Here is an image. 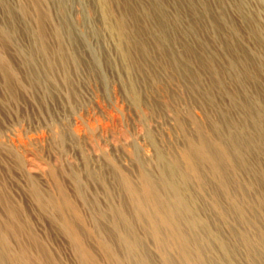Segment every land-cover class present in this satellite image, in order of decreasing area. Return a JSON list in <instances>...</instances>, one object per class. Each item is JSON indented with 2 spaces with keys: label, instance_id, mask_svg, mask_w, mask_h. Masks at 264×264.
<instances>
[{
  "label": "rangeland",
  "instance_id": "obj_1",
  "mask_svg": "<svg viewBox=\"0 0 264 264\" xmlns=\"http://www.w3.org/2000/svg\"><path fill=\"white\" fill-rule=\"evenodd\" d=\"M38 1L0 0V263L264 264V0Z\"/></svg>",
  "mask_w": 264,
  "mask_h": 264
},
{
  "label": "bare ground",
  "instance_id": "obj_2",
  "mask_svg": "<svg viewBox=\"0 0 264 264\" xmlns=\"http://www.w3.org/2000/svg\"><path fill=\"white\" fill-rule=\"evenodd\" d=\"M33 2H34V5L36 4L37 5V3L39 2L38 0H32ZM27 11H28V9L25 7L24 9H23V14H25V15H27ZM40 12H42V11H40ZM42 13H39L38 12V14H37V16H38V22H40L41 21V17H42V15H41ZM45 16V15H44ZM39 31V30H38ZM43 32V31H42ZM41 32V33H42ZM42 35H44L43 33L41 34V37H42ZM59 35V34H58ZM41 39V38H40ZM42 42V41H41ZM41 48L43 49V50H45V46H44V44L43 43H41ZM61 55V54H60ZM4 56V55H3ZM27 56V55H26ZM24 61H25V59H24ZM27 62V61H26ZM28 63V62H27ZM0 68H2L1 70L2 71H9L10 70V63L7 61V60H3V58H2V56H1V47H0ZM13 70H14V68H13ZM1 71V72H2ZM4 71V72H5ZM3 72V73H4ZM12 73V72H11ZM14 73V72H13ZM6 76H7V74H6ZM10 76H12V75H10ZM9 78H11V77H9ZM9 82H10V80H9ZM10 85V84H9ZM137 104H138V102H137ZM200 127V126H199ZM202 128V127H201ZM206 134V133H205ZM198 136H199V134H198ZM206 137V136H205ZM200 138V137H199ZM198 138V139H199ZM209 139V138H208ZM211 140V139H210ZM209 140V141H210ZM214 140V139H213ZM199 141V140H198ZM191 142V141H190ZM210 142H212V141H210ZM214 143V142H213ZM216 143V142H215ZM217 144H218V142H217ZM220 144V143H219ZM207 142L206 143H201L199 146L198 145H195V144H192L191 145V152H189V153H192V152H196V153H198L200 156H201V158H203V159H206V160H210V159H212V157L210 158V157H207L205 154H206V151H207ZM211 145V144H210ZM189 147H190V145H189ZM212 147V146H211ZM221 147V146H220ZM188 148V147H187ZM186 148V149H187ZM221 148H223V147H221ZM220 148V149H221ZM216 149V148H215ZM189 150V149H188ZM210 150V149H209ZM217 150V149H216ZM187 151V150H186ZM212 152V151H211ZM220 152V151H219ZM189 153H187L186 154V158H187V160L189 159ZM218 153V152H217ZM161 154V153H160ZM215 155V154H214ZM220 155V154H219ZM223 155V154H222ZM221 155V156H222ZM226 155H228V154H226ZM160 156V155H159ZM223 157V156H222ZM226 157V156H225ZM192 158V157H191ZM163 159V158H162ZM182 159V158H181ZM216 159V158H215ZM225 159V158H224ZM197 160V159H196ZM176 161V160H175ZM198 161V160H197ZM206 162H208V161H206ZM173 163V162H172ZM178 163V162H177ZM187 163V162H186ZM203 163V162H202ZM210 163V162H209ZM208 163V164H209ZM213 163V162H212ZM181 164H182V162H181ZM181 164H179V165H181ZM188 164V163H187ZM195 164V163H194ZM200 164V163H199ZM217 164V163H216ZM173 165V164H172ZM184 166V165H183ZM192 166V165H191ZM199 166V165H198ZM197 166V167H198ZM203 168V167H202ZM184 169V168H183ZM189 169V168H188ZM190 169H191V167H190ZM143 171V170H142ZM164 171V170H163ZM187 171V170H186ZM172 172V171H171ZM179 172V171H178ZM177 172V173H178ZM191 173L193 172V173H196L197 172V170H196V168L194 167V166H192V170L190 171ZM186 173V172H185ZM217 173V172H216ZM143 174V173H142ZM171 174V173H170ZM176 174V173H175ZM219 174V173H218ZM224 174V173H223ZM146 175H148V173L146 174ZM180 176H181V173L179 174ZM191 175V174H190ZM220 175V174H219ZM127 175H125V176H123V182H124V184H125V187H126V190L128 191V194H129V196H130V200H132V203H133V209H135V217L140 221V220H142V213L145 211L146 212V210H147V206L149 205V204H152V205H154L155 207H159L158 205H159V203L155 200V198H156V192H155V190H154V188H153V184L149 181V178L148 177H146V176H144V189H143V193L140 195L139 193L141 192H137L136 191V189L135 188H138V187H133L134 186V184L132 185V183L130 182V179H128V177H126ZM142 176V175H141ZM149 176V175H148ZM189 176V175H188ZM151 177V176H150ZM162 177V176H161ZM220 177V176H219ZM224 177V176H223ZM165 178V177H164ZM174 178V177H173ZM178 178V177H177ZM162 179V178H161ZM169 180H170V178H168ZM184 179V178H183ZM193 179H194V176H193ZM227 179V178H226ZM121 180V179H120ZM166 180V179H165ZM174 180V179H173ZM179 180V179H178ZM143 181V180H142ZM142 181H141V183H142ZM168 181V180H167ZM166 181V182H167ZM183 181V180H182ZM223 181V180H222ZM139 182H140V180H139ZM161 182V181H160ZM157 183V182H156ZM171 183V182H170ZM175 182H173V184H174ZM184 183V182H183ZM139 184V183H138ZM143 184V183H142ZM152 184V185H151ZM169 184V183H168ZM226 184V183H225ZM59 185V184H58ZM122 185V184H121ZM136 185V184H135ZM139 185H141V184H139ZM164 185V184H163ZM172 185V184H171ZM160 186V185H159ZM173 186V185H172ZM180 187H181V185H180ZM224 187V186H223ZM222 187V188H223ZM227 187V186H226ZM79 188V187H78ZM123 188V187H122ZM164 188V187H163ZM175 188V187H174ZM182 188H184V187H182ZM187 188V187H186ZM58 189H60V188H58ZM139 189V188H138ZM166 189V188H165ZM34 190V189H33ZM223 190H225V189H223ZM38 191H40V190H38ZM139 191V190H138ZM171 191V190H170ZM35 192V191H34ZM60 192V191H59ZM179 192V191H178ZM182 192V191H181ZM186 192V191H185ZM225 192V191H224ZM62 194H63V192H62ZM161 194H162V192H161ZM161 194L159 195V196H161ZM178 194V193H177ZM176 194V195H177ZM181 194V193H180ZM37 195V194H36ZM35 195V196H36ZM39 195V194H38ZM66 195V194H65ZM183 195V194H182ZM81 196V195H80ZM158 196V195H157ZM84 197V196H83ZM127 197V196H126ZM180 197V196H179ZM182 197V196H181ZM184 197V196H183ZM187 195H186V199H187ZM38 198H39V196H38ZM174 198V197H173ZM177 199H178V197H176ZM39 199H41V198H39ZM48 199V198H47ZM53 199V198H52ZM60 199V198H59ZM58 199V200H59ZM64 199V198H63ZM65 200H66V198H65ZM68 200V199H67ZM66 200V201H67ZM168 200V199H167ZM40 201H42V199L40 200ZM49 201V200H48ZM53 201L54 200H52L51 202L53 203ZM160 201V200H159ZM39 202V201H38ZM55 202H56V200H55ZM59 202V201H58ZM129 202V201H128ZM162 202V201H161ZM175 202V201H174ZM46 203V202H45ZM57 203V202H56ZM61 203V202H60ZM66 203V202H65ZM68 203H71V202H68ZM131 203V204H132ZM170 203V202H169ZM172 203V202H171ZM176 203H178V207H184V208H186V205H185V202L182 200V199H179L178 200V202H176ZM40 204V203H39ZM51 203H49V205H50ZM72 204V203H71ZM161 205H162V203H160ZM41 205H43V203L41 204ZM48 205V204H47ZM55 205V204H54ZM57 205V204H56ZM59 205V204H58ZM61 205V204H60ZM164 206H166L165 204H163ZM62 206H63V204H62ZM65 206V205H64ZM63 206V207H64ZM69 206V205H68ZM173 206V205H172ZM188 206V205H187ZM190 206H191V204H190ZM10 207V206H9ZM42 207V206H41ZM48 207V206H47ZM52 207H54V206H52ZM149 207H150V205H149ZM161 207V206H160ZM175 207V206H174ZM240 207V206H239ZM11 208V207H10ZM58 208V207H57ZM154 208V207H153ZM167 208V207H166ZM176 208V207H175ZM241 208V207H240ZM59 209V208H58ZM164 209V208H163ZM168 209H170V208H168ZM9 210V209H8ZM12 210V209H11ZM69 210V209H68ZM71 210V209H70ZM69 210V211H70ZM151 210V209H150ZM153 210H155V209H153ZM158 210V209H157ZM160 210H161V208H160ZM160 210H158V211H160ZM187 210V209H186ZM188 210H189V208H188ZM194 210V209H193ZM241 210V209H240ZM13 211V210H12ZM74 211V210H73ZM72 211V212H73ZM119 211V210H118ZM132 211V210H131ZM170 211V210H169ZM59 212V211H58ZM63 212V211H62ZM113 212V211H112ZM121 212V211H120ZM150 212V211H149ZM155 212V211H154ZM164 212V211H163ZM167 212V211H166ZM173 212V211H172ZM184 212V211H183ZM189 212V211H188ZM7 213H8V211H7ZM13 213V212H12ZM12 213H11V211L8 213V214H11L12 215ZM102 213V212H101ZM133 213V212H132ZM131 213V214H132ZM179 213H181V212H179ZM185 213V212H184ZM14 214H15V212H14ZM59 214V213H58ZM63 214H65V212L63 213ZM98 214H99V212H98ZM112 214V213H111ZM125 214V213H124ZM123 214V215H124ZM145 214V213H144ZM146 214H147V212H146ZM149 214V213H148ZM156 214H158L157 212H156ZM160 214V213H159ZM163 214V213H162ZM162 214H160V215H158L159 216V220L157 221V219L155 220L152 216H149L148 217V220H149V222H150V227L153 229V232H154V236L156 237V240H157V242H159V243H163V245H164V247L165 248H169V249H173V248H177L178 250H179V252L181 253V254H183V256L187 259V260H189V258L187 257V255L185 254V251L183 250V248H182V246L180 245L179 246V244H177V246H176V243H174V239L172 238V236H168V238H166L164 241L163 240H161V236H159L160 235V225L161 226H169L170 224H171V222L169 221V219H167V217H168V215H167V217L166 216H164V215H162ZM168 214V213H167ZM178 214V213H177ZM186 214V213H185ZM189 214V213H188ZM76 215H77V213H76ZM116 215V214H115ZM128 215V214H127ZM134 215V214H133ZM151 215V214H150ZM184 215V214H183ZM193 215V214H192ZM10 216V215H9ZM64 216V215H63ZM68 216V215H67ZM70 216V215H69ZM125 216H126V214H125ZM172 216V215H171ZM13 217V216H12ZM66 217V216H65ZM117 217H118V215H117ZM133 217V216H132ZM179 217V216H178ZM191 217V216H190ZM16 218V217H15ZM114 218V217H113ZM112 218V219H113ZM147 218V217H146ZM156 218V217H155ZM181 218H182V216H181ZM185 218V217H184ZM12 219V218H11ZM13 219H14V217H13ZM65 219V218H64ZM82 219V218H81ZM94 219V218H93ZM127 219V218H126ZM129 219V218H128ZM190 219V218H189ZM195 219V218H194ZM63 220V219H62ZM68 220V219H67ZM71 220V219H70ZM122 220V219H121ZM145 220V219H144ZM243 220V219H242ZM119 221V220H118ZM126 221V220H125ZM128 221V220H127ZM186 221H189V220H186ZM194 221H196V220H194ZM63 222V221H62ZM65 222V221H64ZM79 222H80V220H79ZM94 222V221H93ZM160 222V223H159ZM182 222V221H181ZM60 223V222H59ZM72 223H73V221H72ZM72 223L71 222H66V227H67V229H68V231L70 232H72L73 234H74V236H75V238H76V241H77V243H79V237L80 236H78V233H75L76 232V230H75V228L77 227L76 226V224H75V226L76 227H74L73 225H72ZM121 223V222H120ZM119 223V224H120ZM127 223V222H126ZM126 223H124V224H126ZM174 223H176V222H174ZM179 223V222H178ZM187 223V222H186ZM195 223V222H194ZM97 224V223H96ZM143 224H145V223H143ZM181 224V223H180ZM192 224V223H191ZM196 224H198L197 223V221H196ZM94 225V224H93ZM123 225V224H122ZM132 226H133V224H131ZM175 225V224H174ZM194 225V224H193ZM1 226V225H0ZM61 226V225H60ZM129 226H130V224H129ZM135 226V225H134ZM177 226V225H176ZM187 226V225H186ZM194 226H196V225H194ZM65 227V226H64ZM63 227V228H64ZM116 227V226H115ZM114 227V228H115ZM136 227V226H135ZM149 227V228H150ZM12 228H13V226H12ZM19 228V227H18ZM121 228V227H120ZM148 228V227H147ZM184 228H186L185 226H184ZM14 229H15V227H14ZM20 229V228H19ZM67 229L65 230V231H67ZM89 229V228H88ZM87 229V230H88ZM134 229V228H133ZM165 229V228H164ZM173 229V228H172ZM90 230V229H89ZM93 230V229H92ZM135 230V229H134ZM144 230V229H143ZM161 230H163V229H161ZM170 230V229H169ZM183 230V229H182ZM186 230H188V229H186ZM19 231V230H18ZM64 231V232H65ZM75 231V232H74ZM125 231V230H124ZM136 231V230H135ZM146 231V230H145ZM148 231V230H147ZM171 231H173V230H171ZM175 231V230H174ZM184 231V230H183ZM16 231H14V233H15ZM20 232V231H19ZM189 232H191V230L189 231ZM90 233H93L92 231L90 232ZM128 233V232H127ZM177 233V232H176ZM18 234V232L15 234V235H17ZM94 235V234H93ZM176 235V234H175ZM179 235V234H178ZM178 235H176V236H178ZM193 235V234H192ZM71 236V235H70ZM125 236V235H124ZM163 236V235H162ZM191 236V235H190ZM189 236V237H190ZM264 236V235H263ZM68 237V236H67ZM98 237V236H97ZM105 237V236H104ZM133 237V236H132ZM179 237V236H178ZM192 237H195V236H192ZM69 238V237H68ZM71 238V237H70ZM82 238H83V236H82ZM126 238V237H125ZM134 238V237H133ZM35 239V238H34ZM181 239H182V241H184L183 240V238L181 237ZM247 239H249V238H247ZM70 240V239H69ZM82 240V239H81ZM99 240H101V239H98V243H99ZM4 241V240H3ZM71 241V240H70ZM123 241V240H122ZM129 241H130V238H129ZM186 241V240H185ZM192 241H194V239H192ZM250 241V240H249ZM82 242H84L83 240H82ZM101 242V241H100ZM103 242V241H102ZM107 242V241H106ZM1 243V242H0ZM109 243V242H108ZM126 243V242H125ZM128 243V247H129V249H131V250H137L138 249V244L135 242V241H130V242H127ZM140 243V242H139ZM186 243H188V242H186ZM191 243V242H190ZM249 243H251V242H249ZM3 244V243H2ZM9 244V243H8ZM122 244V243H121ZM124 244V243H123ZM220 244V243H219ZM223 244V243H222ZM3 245H6V242L3 244ZM185 245V244H184ZM191 245V244H190ZM194 245V244H193ZM192 245V246H193ZM197 245V244H196ZM221 245V244H220ZM250 245V244H249ZM75 246V245H74ZM77 246V245H76ZM78 246H79V249H80V253H81V256H82V259H83V261L85 262V263H87V264H94V258L92 257V255L91 254H94V253H89L87 250H86V248H85V246H84V244H82L81 242H80V244H78ZM102 246V245H101ZM3 247H5V246H2V248ZM6 247H8V245L6 246ZM10 247V246H9ZM103 247H105V249L108 251V255L109 256H111V257H114V255H113V253H112V251L113 250H111L110 249V247L108 246V245H106V243L104 242L103 243ZM123 247V246H122ZM190 247V246H189ZM198 247V246H197ZM222 247V246H221ZM2 248H0L1 250H2ZM140 248V247H139ZM191 248V247H190ZM9 249V248H8ZM223 249H225V248H223ZM0 250V251H1ZM91 250V249H90ZM136 250H135V252H136ZM140 250H142V249H140ZM160 250V249H159ZM176 250V249H175ZM189 250V249H188ZM5 251V250H4ZM9 251V250H8ZM21 251V250H20ZM78 251V250H77ZM201 251H203V250H201ZM2 252V251H1ZM75 252V251H74ZM102 252V251H101ZM104 252V251H103ZM106 252V251H105ZM126 252V251H125ZM172 252V251H171ZM177 252V251H176ZM193 251H191V253H192ZM198 252V251H197ZM225 252V251H224ZM7 253V252H6ZM5 253V254H6ZM127 253V252H126ZM164 253V252H163ZM201 253V252H200ZM199 253V254H200ZM78 254V253H77ZM105 255H106V253H104ZM179 254V253H178ZM180 254V255H181ZM10 255V254H9ZM8 255V256H9ZM16 255V254H15ZM20 258L21 259H23L24 261H28V252H27V250L25 249V248H22V251H21V253H20ZM79 255V254H78ZM128 255V254H127ZM166 255H167V253H166ZM165 254H164V258L165 259H167V256H166ZM203 255V254H202ZM1 256V255H0ZM4 256V255H3ZM10 256H12L13 257V255H10ZM126 256V255H125ZM138 256H140V255H138ZM162 256V255H161ZM169 256V255H168ZM2 257V256H1ZM12 257H10L11 259H12ZM15 257V256H14ZM18 257V256H17ZM118 256L116 255V258H117ZM123 258H124V256H122ZM146 257H148V256H146ZM163 257V256H162ZM181 257V256H180ZM3 258V257H2ZM2 258H1V260H2ZM6 258V257H5ZM20 258H14V260L15 259H20ZM122 258V259H123ZM131 258H132V254H131ZM170 258V257H169ZM7 259V258H6ZM20 259V260H21ZM125 259V258H124ZM123 259V260H124ZM0 260V262H2ZM10 260V259H9ZM13 260V259H12ZM11 260V261H12ZM22 260V261H23ZM43 260V259H42ZM49 260V259H48ZM96 260H97V258H96ZM107 260V259H106ZM127 260V259H126ZM134 260V259H133ZM163 260V259H162ZM171 260V259H170ZM204 260V259H203ZM3 261H5V260H3ZM6 261H8V260H6ZM31 262H33L32 261V259L30 260ZM29 261V262H30ZM79 261V260H78ZM125 261V260H124ZM42 262V261H41ZM107 262V261H106ZM117 262H119V261H117ZM126 262V261H125ZM171 262H173V261H171ZM182 262V261H181ZM188 262V261H187ZM191 262V261H190ZM193 262H194V260H193ZM19 264H20V262H18ZM124 263V262H123ZM128 263V262H127ZM126 263V264H127ZM185 263V262H184ZM1 264V263H0ZM6 264V263H5ZM8 264V263H7ZM11 264H13V263H11ZM14 264H16L15 262H14ZM25 264V263H24ZM33 264V263H32ZM122 264V263H121ZM202 264V263H201Z\"/></svg>",
  "mask_w": 264,
  "mask_h": 264
}]
</instances>
